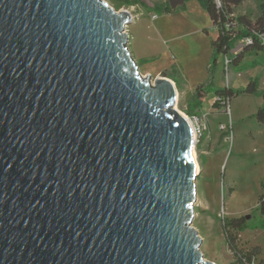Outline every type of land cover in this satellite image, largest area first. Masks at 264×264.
<instances>
[{
	"label": "water",
	"instance_id": "95a60500",
	"mask_svg": "<svg viewBox=\"0 0 264 264\" xmlns=\"http://www.w3.org/2000/svg\"><path fill=\"white\" fill-rule=\"evenodd\" d=\"M135 20L0 0V264H217L193 225L192 123L173 80L140 73Z\"/></svg>",
	"mask_w": 264,
	"mask_h": 264
},
{
	"label": "rangeland",
	"instance_id": "374dc122",
	"mask_svg": "<svg viewBox=\"0 0 264 264\" xmlns=\"http://www.w3.org/2000/svg\"><path fill=\"white\" fill-rule=\"evenodd\" d=\"M106 1L117 10H128L136 17L127 28L128 47L140 73L150 75L152 83L161 76L173 80L179 90L177 108L183 114L191 118L207 114L208 129L196 142L202 170L197 179L193 222L203 238L201 251L205 258L217 264L236 263L222 222L225 218L250 215L251 227L240 232L238 244L244 251L260 247V254L252 264H264V216L259 211V196L264 194V112L258 114L264 108V51L248 54L243 60V63H250L258 59L262 62L258 67L246 69L233 65L229 78L223 68L224 56L219 55L215 84L207 88L209 92L201 102L206 110L203 111L195 106V92L209 82L211 42L217 34L208 10L198 0H190L186 9L171 14L162 12L158 6L154 9L122 5L126 0ZM262 1L245 0L235 13L256 18ZM154 2L170 5V0ZM152 8L154 11L149 13ZM158 15L157 20L152 19ZM242 45L243 40H239L236 48ZM251 79H259L256 93L241 92L233 97L228 112V108L213 107L216 88L242 90ZM224 123L231 124L230 130L221 129Z\"/></svg>",
	"mask_w": 264,
	"mask_h": 264
},
{
	"label": "trees",
	"instance_id": "16d2710c",
	"mask_svg": "<svg viewBox=\"0 0 264 264\" xmlns=\"http://www.w3.org/2000/svg\"><path fill=\"white\" fill-rule=\"evenodd\" d=\"M209 12L213 22V27L217 30V36L212 40L211 47L213 50L212 59L209 62V82L207 85H201L195 92V106L202 110L201 102L205 94L215 84V70L218 63L219 55L231 54V66L242 65L244 68H256L262 62L254 59L250 63H243L246 55H257L264 51V42L261 35L264 33V0L260 4V11L256 18H250L246 15H237L235 9L241 5L245 0H221V5L218 7L215 0H198ZM122 5H145V0H126ZM120 5V6H122ZM164 13H174L170 5L159 7ZM151 10V9H150ZM208 32V29H204ZM249 39L242 47L236 48V43L239 40ZM234 52V53H233ZM243 63V64H242ZM259 89V79H251L244 89H233L231 87L216 88L214 96H222L229 98L238 96L241 92L256 93ZM213 107L222 108V104L214 101ZM264 112V108L260 109L258 114ZM259 211L264 216V194L259 196ZM251 217V216H250ZM252 218V217H251ZM251 218L246 216L225 218L223 219L222 230L225 234L226 240L230 249L236 256V263L234 264H252L254 258L260 254V247H255V251H244L239 247L240 232L245 231L251 227ZM259 264H263L260 262Z\"/></svg>",
	"mask_w": 264,
	"mask_h": 264
},
{
	"label": "built area",
	"instance_id": "2783aa9c",
	"mask_svg": "<svg viewBox=\"0 0 264 264\" xmlns=\"http://www.w3.org/2000/svg\"><path fill=\"white\" fill-rule=\"evenodd\" d=\"M217 6L219 7L221 5V0H215ZM261 39L262 41L264 42V33L261 35ZM249 39H245L243 40V44L248 42ZM231 54L229 55H226L224 56V59L222 61L223 63V68H224V72H225V75L227 76V78H229V75H230V72L232 70V66H231V62H232V59H231ZM215 101H218L222 104V108L223 110L228 108L227 109V112L230 111V104H231V101L229 98H226V97H222V96H215ZM189 120L191 121V123L193 124V128H194V135H195V138H196V141L199 137H202L207 129H208V123H207V114H197V115H194L191 117H188ZM231 127V124H222L221 125V129L225 130V129H228L230 130L229 128Z\"/></svg>",
	"mask_w": 264,
	"mask_h": 264
},
{
	"label": "crops",
	"instance_id": "0c3cea01",
	"mask_svg": "<svg viewBox=\"0 0 264 264\" xmlns=\"http://www.w3.org/2000/svg\"><path fill=\"white\" fill-rule=\"evenodd\" d=\"M190 0H183V2H181L175 9L176 10H178V12H179V10L180 11H182L183 9H186V7H187V2H189ZM133 6H137V7H139V6H141V5H133ZM144 7H146V6H149V8H151V7H156V6H158V7H160V8H162L163 6H165V5H163V3L161 2V3H155L154 2V0H145V5H143ZM153 8L150 10H148L149 11V13L150 12H152V11H154L153 10ZM178 8V9H177ZM180 8V9H179ZM182 8V9H181ZM155 9V8H154ZM151 17H153L152 15H151ZM159 18V15L156 17V18H152L153 20H157ZM134 36V39H136L135 38V35H133ZM216 36H217V34H216ZM202 110L203 111H206L204 108H202Z\"/></svg>",
	"mask_w": 264,
	"mask_h": 264
},
{
	"label": "bare ground",
	"instance_id": "6f19581e",
	"mask_svg": "<svg viewBox=\"0 0 264 264\" xmlns=\"http://www.w3.org/2000/svg\"><path fill=\"white\" fill-rule=\"evenodd\" d=\"M183 114V113H182ZM188 120H189V118H188V116L187 115H185V114H183ZM190 123H191V121H190ZM192 127H193V124H192ZM193 131H194V128H193ZM196 138H197V136H196ZM194 157L196 158V171L197 172H201V168H200V165H199V161H198V158H197V153H196V149L194 150Z\"/></svg>",
	"mask_w": 264,
	"mask_h": 264
}]
</instances>
